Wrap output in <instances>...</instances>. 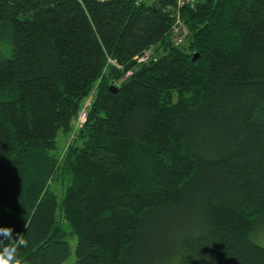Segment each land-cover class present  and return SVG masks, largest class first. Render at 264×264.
Masks as SVG:
<instances>
[{
    "label": "trees",
    "instance_id": "obj_1",
    "mask_svg": "<svg viewBox=\"0 0 264 264\" xmlns=\"http://www.w3.org/2000/svg\"><path fill=\"white\" fill-rule=\"evenodd\" d=\"M175 3L0 0V227L22 264H63L69 234L72 264H264V0L182 7L187 47Z\"/></svg>",
    "mask_w": 264,
    "mask_h": 264
},
{
    "label": "rangeland",
    "instance_id": "obj_2",
    "mask_svg": "<svg viewBox=\"0 0 264 264\" xmlns=\"http://www.w3.org/2000/svg\"><path fill=\"white\" fill-rule=\"evenodd\" d=\"M184 25L181 24V28L183 30H185L186 32H185V35L183 37L182 42H180L182 44H180V45L187 47L189 45V36H188L189 35V29H188V27L186 26L185 23H184ZM175 45L179 47V43H175ZM155 49H156V47H152L151 49L147 50L143 57H146V59H149L153 55V53H155ZM91 95L93 97L94 92ZM73 123H74V121H73ZM76 138H77V132L74 135H71V136L70 135H65L64 133L60 132L59 135H58V138H57L59 150L62 151V152H63L64 149L66 150L68 145H69L68 144L69 141H71L72 139L74 140ZM61 187H62V185L60 183H58V184H56L54 186V188H56V190L58 192H61ZM63 223H64L65 228L68 231H70L71 227L68 224V221L64 220ZM259 229H260L259 233L257 234V236H253V239L256 242H258L260 245L264 246V225L262 224V226H259ZM69 243H70L71 254H70L69 258L63 264H72L75 261V259H76V256H75V247H76V243H77L76 235L69 234Z\"/></svg>",
    "mask_w": 264,
    "mask_h": 264
},
{
    "label": "built area",
    "instance_id": "obj_3",
    "mask_svg": "<svg viewBox=\"0 0 264 264\" xmlns=\"http://www.w3.org/2000/svg\"><path fill=\"white\" fill-rule=\"evenodd\" d=\"M137 3H141L144 0H134ZM197 0H176V3L173 7L168 6V9L171 12H174L173 15L175 16V22L172 26V32H173V39L175 41V43H179L182 42L183 37L185 35V30H183L181 28V24L184 25V22L182 20L181 17V8L185 7V6H190V7H194L196 4ZM185 26V25H184ZM142 56H137L139 61H145L146 57ZM89 101L86 103V105L82 108L81 112L79 113V115L77 116L75 123H74V133L73 135L85 124L86 120H87V116H88V106H89Z\"/></svg>",
    "mask_w": 264,
    "mask_h": 264
},
{
    "label": "clouds",
    "instance_id": "obj_4",
    "mask_svg": "<svg viewBox=\"0 0 264 264\" xmlns=\"http://www.w3.org/2000/svg\"><path fill=\"white\" fill-rule=\"evenodd\" d=\"M13 240V229L11 227H0V242L4 240H13V242L0 249V264H22L18 258V249L20 247H27L28 241L24 239L23 235L17 234Z\"/></svg>",
    "mask_w": 264,
    "mask_h": 264
},
{
    "label": "water",
    "instance_id": "obj_5",
    "mask_svg": "<svg viewBox=\"0 0 264 264\" xmlns=\"http://www.w3.org/2000/svg\"><path fill=\"white\" fill-rule=\"evenodd\" d=\"M197 56H195L193 59H196Z\"/></svg>",
    "mask_w": 264,
    "mask_h": 264
},
{
    "label": "bare ground",
    "instance_id": "obj_6",
    "mask_svg": "<svg viewBox=\"0 0 264 264\" xmlns=\"http://www.w3.org/2000/svg\"><path fill=\"white\" fill-rule=\"evenodd\" d=\"M195 7V6H194Z\"/></svg>",
    "mask_w": 264,
    "mask_h": 264
}]
</instances>
